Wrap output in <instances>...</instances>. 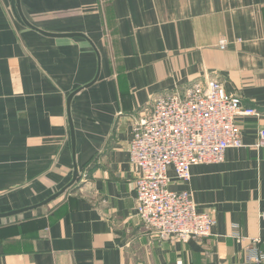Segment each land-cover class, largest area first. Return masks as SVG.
<instances>
[{
	"label": "crops",
	"instance_id": "1",
	"mask_svg": "<svg viewBox=\"0 0 264 264\" xmlns=\"http://www.w3.org/2000/svg\"><path fill=\"white\" fill-rule=\"evenodd\" d=\"M21 7L47 32L88 39L45 35L18 0H0V264H264L250 260L264 256V147L254 146L264 128V0ZM215 76L261 115H240L245 145L194 165L190 182L170 170V188L214 216L212 234L157 240L137 216L133 118L155 96ZM75 166L77 182L40 206Z\"/></svg>",
	"mask_w": 264,
	"mask_h": 264
},
{
	"label": "built area",
	"instance_id": "2",
	"mask_svg": "<svg viewBox=\"0 0 264 264\" xmlns=\"http://www.w3.org/2000/svg\"><path fill=\"white\" fill-rule=\"evenodd\" d=\"M220 47L226 48L225 40ZM243 114L261 112L245 107L215 76L155 96L133 118L129 160L137 169V216L153 238L187 242L212 234L214 216L199 208L189 190L170 188V170L176 181L188 183L194 165L220 163L229 148L244 146L236 122ZM254 146L264 147V128Z\"/></svg>",
	"mask_w": 264,
	"mask_h": 264
},
{
	"label": "water",
	"instance_id": "3",
	"mask_svg": "<svg viewBox=\"0 0 264 264\" xmlns=\"http://www.w3.org/2000/svg\"><path fill=\"white\" fill-rule=\"evenodd\" d=\"M18 8L20 10V14L24 20V22L32 29L37 30L45 35H49V36H54V37H76V36H83L86 37L84 34L82 33H52V32H47L46 30H43L35 25H33L24 15L22 7H21V0H18ZM87 38V37H86ZM88 39V38H87ZM98 79V76H96V78L89 84H87L85 87H88L90 85H92L96 80ZM82 88H80L81 90ZM80 90L75 91L74 93L71 94L70 98H69V104H71L72 98L73 96L78 93ZM72 136H73V145H74V149H75V131L72 128ZM79 178V169L77 166H75V172H74V176H73V180L70 182V184L68 186H66L64 189H62L60 192H58L57 194H55L54 196H52L49 200H46V202L42 203L40 206H42L43 204H46L56 198H58L60 195L64 194L70 187H72L78 180ZM24 210H19V211H15V212H11L6 214V216H17L18 214H20L21 212H23ZM4 215V214H1Z\"/></svg>",
	"mask_w": 264,
	"mask_h": 264
}]
</instances>
